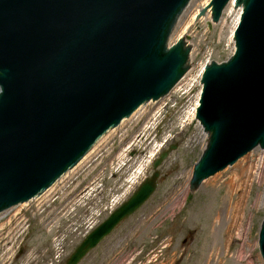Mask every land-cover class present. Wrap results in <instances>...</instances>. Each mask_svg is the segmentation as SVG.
I'll return each mask as SVG.
<instances>
[{
  "label": "water",
  "instance_id": "obj_1",
  "mask_svg": "<svg viewBox=\"0 0 264 264\" xmlns=\"http://www.w3.org/2000/svg\"><path fill=\"white\" fill-rule=\"evenodd\" d=\"M191 1L0 0V214L43 195L108 131L170 94L190 69L189 36L170 37ZM231 1L211 0L196 20L210 7L218 23ZM234 8L235 52L207 64L201 79L196 120L208 139L193 190L264 150V0H233ZM175 149L65 264H80L144 206ZM260 227L264 262V218Z\"/></svg>",
  "mask_w": 264,
  "mask_h": 264
},
{
  "label": "rangeland",
  "instance_id": "obj_2",
  "mask_svg": "<svg viewBox=\"0 0 264 264\" xmlns=\"http://www.w3.org/2000/svg\"><path fill=\"white\" fill-rule=\"evenodd\" d=\"M210 1L190 2L176 23L170 44L189 36L190 69L162 99L158 110L151 104L140 119L125 123L74 176L58 185L48 203L39 206L34 202L0 219V264H65L85 237L151 177L154 162L171 146L176 149L158 168L161 176L154 195L80 264H207L214 247L220 256L216 264H239L224 258L227 249L231 257L239 246L231 247L221 232L224 221L215 223L232 200L227 195L228 183L242 168L252 173L253 180L244 193L248 239L254 243L255 264H263L258 239L264 218V150L252 151L197 189H190L194 165L207 137L195 117L188 120V114L196 111L205 65L226 62L235 49L236 12L231 17L223 14L211 27L203 18L196 20ZM121 153L127 161L122 168L118 167ZM152 153L156 154L153 159ZM141 165L143 174L130 184L128 179Z\"/></svg>",
  "mask_w": 264,
  "mask_h": 264
},
{
  "label": "bare ground",
  "instance_id": "obj_3",
  "mask_svg": "<svg viewBox=\"0 0 264 264\" xmlns=\"http://www.w3.org/2000/svg\"><path fill=\"white\" fill-rule=\"evenodd\" d=\"M199 0H192L191 3L193 2V5L196 4V2H198ZM232 3L233 0L230 2V4L227 6V8L224 11V15L228 14L230 17L231 15H234V12H236V16L234 15V26L236 27L238 24V19L240 17V8H234L235 10H231L232 7ZM208 4L205 5L206 8ZM211 8L209 7L206 11H205V15L203 17H201V19L203 18L205 20V22L208 23H212L211 22ZM200 20V19H199ZM198 21V20H197ZM184 29H187V27L184 26ZM235 29V28H234ZM184 32V31H183ZM181 37V36H180ZM179 37V38H180ZM188 43V41H187ZM190 45V44H189ZM163 100H160L158 102H151L148 103L146 105H143L141 108H139L130 118L123 120L120 125L118 126V128L113 129L108 131L102 138H100L94 145V147L88 152V154L81 160V162L72 170H70L67 174H65L58 183L54 184L50 189H48L43 195H41L40 197H37L27 203L18 205L14 208H12L11 210H8L2 214H0V219H2L4 216L10 214L11 212L15 211L16 213H19V209H25L27 208L31 203H36V205L41 206L42 204H46L48 203L49 200H51L52 196H54L56 189L58 187V185H60V183L65 182V180L70 179L72 176H74L76 170H78V168L80 166H82L91 156L92 154L95 152V150L97 149V147L99 145H101L103 142H105L111 135H113L114 133L118 132L120 130V128L125 124V123H131L135 120L140 119L143 115L144 112L146 110V108L153 104L155 106H153V108H155V110H158V107L160 105V103H162ZM195 117V108L188 114V120H190L191 118ZM185 124V121L183 122ZM149 127H146L145 129L147 130ZM140 136L142 135L141 133L139 134ZM207 137V135H206ZM207 143V140L205 142V144ZM135 144V143H134ZM133 145H130L129 148H132ZM205 147V145H204ZM128 148V149H129ZM127 149V150H128ZM125 150V151H127ZM156 154L152 153L150 158L153 159L154 156ZM126 157L123 155V153H121L119 155L118 158V167L122 168L124 166V164H126ZM144 172V166L141 165L138 167V169L133 173V175L130 177V179H128V182L130 184H134L136 181V179L139 178V176H141ZM254 176V175H253ZM233 178H231V182L228 183V191H227V195L228 197H230V199L232 198V200H230L229 204L225 205L224 208H222V212L220 211V213L218 214V217L216 219V223L215 225H219L221 223V221L225 222V229H222V233L225 234L226 236H228L229 240L231 241V247L232 245H238L239 248L238 250L230 257L229 253H230V249H227L226 252L224 253V258L226 259H235L237 263L239 264H255V258L254 257V243L251 242L248 239V220H246V206H245V190L248 187V185L253 182V180H251L252 178V173L248 170H246V168H242L240 170H237L233 175ZM178 199V197H176ZM234 199V200H233ZM215 249H212V251L210 252V256L208 257L207 260V264H212V262H215V264L217 262L220 261V256L218 253V248L214 247ZM4 260V259H3Z\"/></svg>",
  "mask_w": 264,
  "mask_h": 264
}]
</instances>
